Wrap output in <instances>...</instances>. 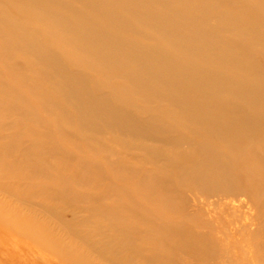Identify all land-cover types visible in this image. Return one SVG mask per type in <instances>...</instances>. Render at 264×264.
Returning a JSON list of instances; mask_svg holds the SVG:
<instances>
[{
  "label": "bare ground",
  "instance_id": "6f19581e",
  "mask_svg": "<svg viewBox=\"0 0 264 264\" xmlns=\"http://www.w3.org/2000/svg\"><path fill=\"white\" fill-rule=\"evenodd\" d=\"M1 189L65 264H264V0H0Z\"/></svg>",
  "mask_w": 264,
  "mask_h": 264
},
{
  "label": "rangeland",
  "instance_id": "374dc122",
  "mask_svg": "<svg viewBox=\"0 0 264 264\" xmlns=\"http://www.w3.org/2000/svg\"><path fill=\"white\" fill-rule=\"evenodd\" d=\"M4 192H5V190H2V189L0 190V201L2 200L1 202H4L6 204V206L9 207L8 209H10L12 207L14 209L15 215H13L14 212L12 213L10 211L8 213L9 214L8 217L13 215L14 222L11 220L9 221L8 217H7V220L5 218H3L5 216H7L6 215L7 213L4 214L0 211L2 213V214L0 213V218H1V220L4 219L3 221L0 220L1 221L0 222V264H61L63 262L62 261L63 259L60 258L61 256H59L58 254H55L56 252L53 251L52 247H50V244L49 245H48V243L44 244L41 241L38 242L39 240L36 238V236L31 234L32 233L31 230L26 231L25 228L28 225L29 219L31 221L36 219L38 221V223H42L45 226V228H47L46 230L48 232L50 230L51 234H50V232H49V234L51 235V238L53 237L52 239H59L60 240L61 238L66 237V233L64 232L63 226H61L62 225V219L63 220L64 219H71V217H72V214H70L71 212L66 210L61 215V218H59L58 215H51L44 208H42L40 206L36 207L32 204H29L28 202H25V200L17 198L16 196L12 195L9 192H7V193H4ZM15 198L17 200H15ZM18 200H20V202ZM20 203H21V205H20ZM12 205H14V206H12ZM21 208H24V209H21ZM16 212H18V213H16ZM41 213H42V215H41ZM3 214H4V216H3ZM47 215H49V216H47ZM1 216H3V217H1ZM24 218H26L27 220ZM32 218H34V219H32ZM8 221L11 223L8 224L7 223ZM45 221L46 222L48 221V223L46 224ZM15 222H16V226H15ZM20 224H21V226H20ZM5 225H6V227H5ZM24 226H25V228H23ZM11 227L13 229H11ZM54 227H55V229H54ZM72 227L74 228L75 226H72ZM21 228L23 231H21ZM15 229H17V230H15ZM12 230L15 233L16 232L17 233L15 234ZM18 231H20V232H18ZM52 232H53V234H52ZM18 233L19 234L21 233V235H19ZM54 233H56V234H54ZM31 236H32V239L30 238ZM41 243H43L44 245ZM48 250H49V252H48ZM12 256H14V257H12ZM62 264H65V262H63Z\"/></svg>",
  "mask_w": 264,
  "mask_h": 264
}]
</instances>
